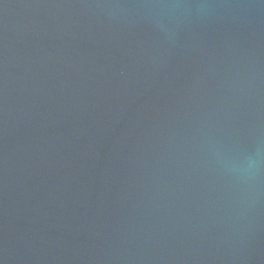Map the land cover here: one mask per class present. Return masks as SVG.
Instances as JSON below:
<instances>
[{
	"label": "water",
	"instance_id": "obj_1",
	"mask_svg": "<svg viewBox=\"0 0 264 264\" xmlns=\"http://www.w3.org/2000/svg\"><path fill=\"white\" fill-rule=\"evenodd\" d=\"M0 264H264V2L0 0Z\"/></svg>",
	"mask_w": 264,
	"mask_h": 264
},
{
	"label": "snow or ice",
	"instance_id": "obj_2",
	"mask_svg": "<svg viewBox=\"0 0 264 264\" xmlns=\"http://www.w3.org/2000/svg\"><path fill=\"white\" fill-rule=\"evenodd\" d=\"M262 2H264V0H262Z\"/></svg>",
	"mask_w": 264,
	"mask_h": 264
}]
</instances>
